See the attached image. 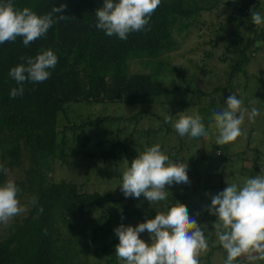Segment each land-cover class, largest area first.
Instances as JSON below:
<instances>
[{
  "label": "trees",
  "instance_id": "1",
  "mask_svg": "<svg viewBox=\"0 0 264 264\" xmlns=\"http://www.w3.org/2000/svg\"><path fill=\"white\" fill-rule=\"evenodd\" d=\"M13 2L17 8L28 6L39 15L50 12L53 6L64 4L66 18L28 46L23 45L22 37L0 44V165L8 169V176L0 173V184L10 172L21 171L22 176L15 180L22 190L18 198H26L28 204L27 212L0 228V264H91L93 261L97 264H124L115 255L119 238L114 229L120 224L128 226L134 221L144 222L148 215L155 217L157 213L148 212L146 199L125 197L119 185L122 172L119 175L114 165L109 166L106 161L126 160L130 165L132 159L158 140H166L172 133L180 140L173 127L174 111H170L172 122L165 123L164 117L153 110L155 104L162 103L159 97L188 91L192 99L197 97L188 105H201L204 99L214 97L215 93L227 91L230 95L235 94L241 84L236 78L249 75L247 67L258 45L264 42L263 24L255 25L251 20V11L264 16V0H239L229 18L218 24V37L228 39L224 42L223 61L232 52L235 56L231 57L232 63L225 70L226 84L216 86L212 91L190 85L168 87L159 76L162 66L167 65L170 74L176 71L163 57L179 48L177 37L196 26L203 12L219 9L225 0H161L146 29L130 33L126 40L108 36L96 28L95 11L102 7L104 0ZM57 15L60 14H54ZM197 26L200 28L203 24ZM47 49L58 57L56 66L49 69L50 77L40 83L26 81L23 95L11 98V89L18 85L9 75L10 69L23 63L22 57L34 58ZM133 59H147L151 63L158 59L159 65L154 72H132L130 62ZM202 70L207 72L204 67ZM225 100L223 98L222 103ZM177 102L171 101L172 104ZM107 103L126 107L142 105L144 108L123 115H87L74 108ZM214 108L209 103L207 115L202 119L208 131ZM155 116L161 123L148 124L147 120ZM201 139L207 144L206 138ZM160 145L164 152V144ZM176 145L175 141L170 146L174 148L173 153L168 154L170 159L179 157L175 152ZM249 146L247 144V150L233 154L224 151L222 156L223 149L216 147L219 149L216 156H225L220 191L228 186H224L223 176L236 157L252 160L250 167L232 170L234 176L238 173L244 176L242 183L246 180V170L249 171L248 178L264 175L261 172L264 168L261 148H251L248 153ZM208 159L205 151L196 160ZM78 160L86 163L84 185L92 182L98 163L105 165L96 174L98 178H107L104 187L88 190L75 180L57 181L54 178L58 162L70 169ZM241 180L235 176L231 183L235 181L242 186ZM175 186L179 190L169 193L168 198L173 197L183 204L193 202L192 189H213L216 184L203 181L192 185L189 181L187 185L169 187ZM33 196L38 200L35 206L30 203ZM202 197V200L206 199L203 194ZM161 204L164 210V203ZM193 205L198 208L196 202ZM40 207L43 212L39 211ZM198 213L192 218L203 222L212 218L211 223H207L209 231L216 216L210 215L207 208L202 211L200 207ZM205 235L209 250L205 256H200V264H213L212 257L218 253L225 261L226 251L219 244L213 245L215 233L209 231ZM146 239L151 240L150 235ZM259 262L264 264V261Z\"/></svg>",
  "mask_w": 264,
  "mask_h": 264
},
{
  "label": "clouds",
  "instance_id": "2",
  "mask_svg": "<svg viewBox=\"0 0 264 264\" xmlns=\"http://www.w3.org/2000/svg\"><path fill=\"white\" fill-rule=\"evenodd\" d=\"M160 4L161 0H104L102 7L95 11V26L108 36L126 40L130 33L146 29ZM65 7L64 4L53 6L50 12L39 15L28 6L17 8L13 0H0V44L22 37L23 45L28 46L66 18ZM251 20L255 25L264 24L260 12L251 11ZM21 59L24 62L9 72L18 85L11 89V98L23 95L26 81H46L51 75L49 69L58 62L51 49L43 50L34 58ZM259 115L258 108L253 106L249 111L242 98L230 95L225 100V107L214 109L209 118V129L216 133L215 144L223 146L236 141L245 134L242 131L245 118L254 123ZM164 122H172V116L165 115ZM173 127L181 138L189 141L210 136L199 115L180 112ZM187 169V161L174 162L156 143L131 160L122 172L119 185L125 197L139 198L143 194L153 205L168 199V186L188 184ZM0 173L8 176V169L0 165ZM21 191L10 176L0 184V223L6 224L28 211V206L21 204L18 198ZM30 203L37 205V197H31ZM207 210L216 216L213 227L217 239L213 245L219 244L226 251L224 264H236L240 257H245L248 264L264 261V175L247 178L242 186L228 183L223 191L211 198ZM39 211L43 212V208ZM145 231L151 237L150 243L140 237ZM206 232H209L208 225L198 224L190 217L187 207L177 202L166 213L157 212L154 218L135 227L117 226L114 233L119 243L115 255L124 264H200L201 254L209 250Z\"/></svg>",
  "mask_w": 264,
  "mask_h": 264
},
{
  "label": "rangeland",
  "instance_id": "3",
  "mask_svg": "<svg viewBox=\"0 0 264 264\" xmlns=\"http://www.w3.org/2000/svg\"><path fill=\"white\" fill-rule=\"evenodd\" d=\"M239 5V0H225L221 4L219 9L213 11H205L202 13L200 18L198 19L196 26L189 29L188 32L183 33V35L178 36V40L180 42L179 48L169 54L164 55L163 59L168 61L171 65L176 68L174 74L168 73L169 67L162 66L161 76L159 78L163 82L164 85L168 87H173L175 85H190L198 87L202 90L212 91L216 86H223L226 84L227 76L225 74V70L231 65V57L235 56V52L227 55V60L223 61L225 56L226 47L224 46V42L228 39L224 37L223 39L218 37L217 34V26L219 23L226 21L232 10L236 9V6ZM226 8V10H225ZM197 24H203L199 28ZM264 28V24H263ZM226 36V35H225ZM213 39V40H211ZM215 43V44H214ZM211 56H210V55ZM159 65V60L149 62V60H140L133 59L130 62V68L132 72H154ZM206 68L207 72L204 73L202 68ZM247 70L249 75H242L236 78V80H240V88L236 89L234 92L238 98H242L244 107L248 108L249 111L253 106L259 109L260 115L255 118V122H249L247 117L245 118V122L242 125V131L245 132L244 135H241L236 139V141L228 144L219 146L215 144L216 133L214 130L210 131V136L207 138V144H204V139L198 138L189 141L187 138L177 139L176 134H170L166 140H158V143L164 144V152L165 154H169V152L174 151L173 142H177L175 147L176 154H179L178 158L172 157L174 162H184L187 161L188 169L187 175L188 177H192L189 179L190 183L193 185H197L200 182L206 181L208 183L216 184V187L213 189H200V190H191L192 201L196 202L197 207L193 205V202L183 203L189 211L190 217L194 215L197 216V213L201 210L207 208L211 204V198L220 192V188L223 187L220 185V174L221 166L225 159L223 157H217L216 154L219 152V149L216 147H221V156L224 151L227 153H237L238 151L247 150V144H249L250 149H248V153H250L251 148H261L263 154V162H264V42L258 45V50L253 55V59L250 61ZM167 72V73H166ZM230 96L229 92L222 91L220 93H215L214 97L204 99L201 105L191 104L188 105V102L192 99V94L188 91H181L178 93H170L163 95L158 98L161 102L155 104L153 110L158 112L161 116H165L171 114L170 111H174V122L178 119L180 112L187 115H199L201 119L207 115L209 103L215 106L214 109L225 107V103H222L223 98H228ZM178 101L177 103L172 104L171 101ZM193 101L197 100V97L192 99ZM180 102V103H179ZM215 102V103H214ZM161 103V104H160ZM76 110L82 112L83 114L93 115V114H115V115H123V114H132L140 109H143L142 105H131L124 106L119 104L107 103V104H86V105H77L74 107ZM148 124H152V122H156L157 124L161 123L160 118L157 116L152 117V119L147 120ZM183 142L182 146L180 145ZM170 147V148H169ZM208 154V160H196L203 155L204 152ZM231 155V154H230ZM217 157V158H216ZM220 159V160H219ZM196 160V161H194ZM216 160V161H215ZM219 160V161H217ZM199 161V162H198ZM198 162V164H196ZM227 161H225L226 163ZM110 166L113 164L114 170L120 175V171L129 166L128 162L121 160H110L106 161ZM252 164V160H243L239 157H236L235 160L232 161L230 165V170L225 171L222 182H224V186H227L228 183H231L233 177L238 176L240 180L244 178V176L233 175L232 170L243 167H250ZM105 166L104 164L98 163L96 166L97 172L99 169ZM86 163L84 161L78 160L72 168H67L64 165H60L58 162L55 167V172L53 174L54 178L57 181L66 179V180H75L78 183L82 184L84 188L88 190L98 189L104 187L103 182L107 180L105 177L96 176L97 172L94 171L92 182L84 185L83 182L86 180L85 177ZM189 171L191 175H189ZM246 179L249 177V171L246 170ZM22 176L21 171H13L10 172V177L14 180L20 178ZM114 176V175H113ZM122 176V175H120ZM112 177V176H110ZM113 178V177H112ZM241 180V183H242ZM235 183V181H232ZM243 184V183H242ZM173 186V185H172ZM225 189V188H224ZM223 189V190H224ZM168 190L171 192H177L179 190L178 186L169 187ZM202 194L205 195L206 199L202 200ZM141 200H145L143 194L140 196ZM138 198V200H140ZM21 204H27V199H21ZM148 203V212H162L166 213L170 207L175 206L176 199L173 197H169L164 203V210L161 202L151 205L149 201ZM179 202V201H178ZM180 203V202H179ZM195 213V214H193ZM23 214L18 215L8 223H0V228H4L5 225H8L12 220H16L20 218ZM154 218L153 215H148L146 219ZM199 224H207L211 223L212 218L209 217L207 222H203L201 219H197ZM201 220V221H200ZM141 221L132 222L131 226H137ZM214 227H211L210 232H214ZM143 236H140L145 242L150 243L151 240H147L146 236H149L147 231L143 232ZM217 239V238H216ZM206 253H202L201 256H205ZM213 264H224L223 256L218 253L212 257ZM245 257H240V260H237L236 264H248V261H245ZM91 264H97L93 261ZM256 264H260V262H256ZM262 264V263H261Z\"/></svg>",
  "mask_w": 264,
  "mask_h": 264
}]
</instances>
